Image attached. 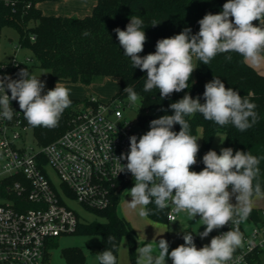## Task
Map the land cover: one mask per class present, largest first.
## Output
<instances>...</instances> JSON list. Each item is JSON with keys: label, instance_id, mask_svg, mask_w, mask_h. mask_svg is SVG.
<instances>
[{"label": "clouds", "instance_id": "1", "mask_svg": "<svg viewBox=\"0 0 264 264\" xmlns=\"http://www.w3.org/2000/svg\"><path fill=\"white\" fill-rule=\"evenodd\" d=\"M259 21V26L253 22ZM160 22V21H159ZM153 20L151 25L157 26ZM139 16H131L126 30L119 27L113 31L124 55L129 57L134 68L146 71L144 91L159 89L161 99L172 93L189 88V81L197 66L195 57L208 65L217 54L235 52L252 65L264 61V0H227L219 14H206L199 23V32L192 35L190 28L170 38L159 39L156 50L141 57L147 41ZM90 33L85 31L84 36ZM226 59L231 60V56ZM20 79L0 77V117L12 120L14 110L10 101L19 104L24 118L32 127L55 128L72 101L70 89L59 81L53 89L42 95L45 82L27 69L18 73ZM204 103L185 94L182 99L169 105L173 115H164L150 122V130L139 137H129L130 151L122 153L118 161L127 160L118 173H131L135 184L129 191V206L140 207V217H147V205L155 203L163 210L173 205L174 212L187 213L190 220L199 216L205 230L201 238L208 237L214 229L229 223L231 230L214 236L210 244L197 248L193 234H184V244L169 253V242L153 240L137 249V264H166V257L172 264H228L234 252L243 246L239 230L241 222L252 212V198L264 195L259 182L253 183L259 174L260 159L251 152L221 148L220 154L209 150L203 156L204 169L190 171L197 163L199 144L190 134L186 116L196 113L205 120L220 126L231 123L243 132L258 122L256 105L242 97L232 88H227L218 78L205 84ZM10 90L11 96L6 94ZM130 103L140 97L130 86L124 88ZM180 131H172L174 125ZM117 173V174H118ZM231 186V188H230ZM230 188V190H229ZM235 196L236 203L231 202ZM113 243L114 236H108ZM115 247V245H114ZM99 264H117L111 250L97 255Z\"/></svg>", "mask_w": 264, "mask_h": 264}, {"label": "trees", "instance_id": "2", "mask_svg": "<svg viewBox=\"0 0 264 264\" xmlns=\"http://www.w3.org/2000/svg\"><path fill=\"white\" fill-rule=\"evenodd\" d=\"M29 1L31 6L28 7ZM44 1L46 0H20L14 6L0 2V33L4 27H12L19 32V39L32 51L39 65L50 70L52 87L58 81L90 85L98 79L117 76L120 79V90L113 98L129 103L128 94L124 92V88L132 87L140 97L137 114L142 122L159 119L164 115H173L169 105L182 99L185 94L193 99L199 97L200 103L203 104L205 102L204 86L208 78L220 79L227 88H232L254 103L258 122L243 132L231 123L220 126L213 121L205 120L200 113L186 116L185 119L189 123L191 135L198 139L201 134L197 163L194 165L197 172L204 169L203 156L209 150L220 154V151L214 149L213 143L216 135L223 132L224 148H232L234 154L237 150L249 151L252 155L261 158L258 165L259 174L253 183L259 182L261 191L264 193V74L259 73L235 52L217 54L208 65L194 57L193 62L197 68L190 78L189 88L161 99L159 89L144 91L146 71L133 67L130 58L124 55V50L113 31L117 27L126 30L130 17L139 16L144 22L143 30L147 37L144 50L139 54L143 57L155 52L156 42L159 39L170 38L185 28H190L192 35L198 33L200 28L198 21L208 13L219 14L227 0H98L92 12L83 17L47 15L40 7ZM153 20L160 22L153 27L151 25ZM253 24L259 26V21H254ZM85 31L90 34L84 36ZM32 36L35 38L32 39ZM227 56H231V60L226 59ZM21 69L28 70L29 65L21 66L19 71ZM89 97L82 99L70 97L72 103L65 109L55 128L32 127L24 118V121L32 128L35 141L43 146L57 139L68 128L80 103L87 101ZM172 131L178 133L180 125H174ZM130 176L131 173L125 172L118 180L108 207L90 209L104 220L80 222L76 231L101 234L103 244L99 252L113 251L117 264L119 245L124 235L129 236L133 264H137L136 232L130 221L118 212L121 195L130 181ZM147 210L149 219L169 221L167 218L170 205L159 210L153 202L147 205ZM248 219L262 223V209L252 207ZM189 233L193 234L194 243L197 242L199 237L191 227L183 229L181 236ZM108 236L115 237L113 243L108 242ZM62 255L65 256L68 264H77L85 258L78 247L65 248L62 250ZM48 259L49 253L46 255V264ZM257 259L259 264H264L261 257Z\"/></svg>", "mask_w": 264, "mask_h": 264}, {"label": "built area", "instance_id": "3", "mask_svg": "<svg viewBox=\"0 0 264 264\" xmlns=\"http://www.w3.org/2000/svg\"><path fill=\"white\" fill-rule=\"evenodd\" d=\"M19 1L0 0L12 6ZM27 6H31L30 1ZM23 48L29 50L19 39L13 57L0 60V77L20 79L19 68L33 59L26 54L23 61L18 60ZM6 94L11 96L10 90ZM10 104L14 110L12 120L0 117V264H46L52 240L75 233L81 222L63 195L75 198L88 209L108 207L113 189L125 174L118 173L121 165L127 164V160L117 159L130 151L129 137L136 135L138 141L150 130L152 120L130 119L120 99L105 101L92 95L80 103L68 128L42 146L35 139L33 144L30 142L32 128L24 121L18 102L12 100ZM47 165L58 172L60 190L50 179ZM169 205L168 219L172 222L177 214ZM262 218V223L249 219V231L241 222L243 246L228 264H259L258 257L264 260V209ZM231 227L229 223L214 229L213 236Z\"/></svg>", "mask_w": 264, "mask_h": 264}, {"label": "rangeland", "instance_id": "4", "mask_svg": "<svg viewBox=\"0 0 264 264\" xmlns=\"http://www.w3.org/2000/svg\"><path fill=\"white\" fill-rule=\"evenodd\" d=\"M74 5L71 0H46L40 4L41 9L47 15H65L63 7L64 5ZM74 13H72L73 15ZM19 32L12 27H4L0 33V60H8L13 57V47L18 43ZM29 54L33 57L29 64L28 72L37 77L40 76V80L45 82V89L42 95L46 94L48 90L53 89L51 86V72L49 69L43 68L39 65L35 59L32 51L27 49H22L17 55L18 60L23 61L25 55ZM195 64V63H194ZM195 77V76H194ZM213 79L208 78L207 83L211 82ZM62 85L70 89V97L73 98H85L92 95L98 98L110 101L115 94L120 90V79L117 76H107L105 78L98 79L94 83L88 85L80 82H60ZM125 107V115L130 119L138 118V111L140 107V99L136 103L125 102L122 104ZM33 131H29V140L33 144ZM198 144H201V134L197 140ZM214 149L221 151V148L225 147V135L223 132H219L213 143ZM46 171L52 180L54 186L60 190L61 189V178L54 167L51 165L46 166ZM190 171H195V167L192 166ZM202 171V170H201ZM200 172V171H199ZM198 173V172H197ZM135 180L134 177L130 176V181L127 183L125 189L122 192L120 203L118 205L119 214L125 216L131 223L137 236V245L135 258L136 262L138 259L137 249L147 243L155 242L158 244L160 239H165L169 242V253L181 244H184L181 232L183 229L191 227L197 233L199 239L195 242L196 247L199 249L207 244H210L211 239L214 237L213 232L209 234L208 237L201 238L199 233L205 230V225L199 221L200 217L197 216L190 220L187 213L181 212L177 214V219L175 221H155L148 217H140L139 211L140 207L133 209L129 206L128 202H131V196L128 195L132 187H134ZM231 188V186H230ZM229 188V190H230ZM61 192V191H60ZM62 193V192H61ZM65 203L73 208L78 214L80 221L83 223H88L93 220H104L102 217L97 215L92 210L86 208L81 203H79L75 198L64 196ZM231 202L235 204L237 201L235 196L232 197ZM174 207V206H172ZM252 207H257L264 209V195L260 197L253 196ZM168 219V218H167ZM245 229L247 231L251 228V221L249 219L243 221ZM103 244L102 235L99 233H68L62 234L52 240L51 245L48 248L49 259L47 264H68L64 255H62V250L68 247H78L82 250L85 258L77 264H99L97 255L100 254L97 251L98 248ZM264 259V258H263ZM118 264H133V255L130 249L129 236L124 235L119 245L118 253ZM166 264H172L170 258L166 257Z\"/></svg>", "mask_w": 264, "mask_h": 264}, {"label": "crops", "instance_id": "5", "mask_svg": "<svg viewBox=\"0 0 264 264\" xmlns=\"http://www.w3.org/2000/svg\"><path fill=\"white\" fill-rule=\"evenodd\" d=\"M72 1L73 3H75L73 6L67 4L64 5L67 7V8L63 7V11L64 13H66L64 16L83 17L87 14H90L98 0H72ZM72 13L74 14L72 15ZM262 55H264V53H262ZM250 65L253 66L259 73L264 74V61H262L259 65H252V64Z\"/></svg>", "mask_w": 264, "mask_h": 264}, {"label": "water", "instance_id": "6", "mask_svg": "<svg viewBox=\"0 0 264 264\" xmlns=\"http://www.w3.org/2000/svg\"><path fill=\"white\" fill-rule=\"evenodd\" d=\"M97 251H99V248L97 249Z\"/></svg>", "mask_w": 264, "mask_h": 264}]
</instances>
